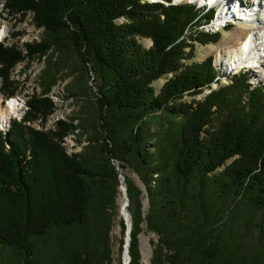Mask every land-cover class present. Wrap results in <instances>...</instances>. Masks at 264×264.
I'll use <instances>...</instances> for the list:
<instances>
[{"label":"trees","instance_id":"16d2710c","mask_svg":"<svg viewBox=\"0 0 264 264\" xmlns=\"http://www.w3.org/2000/svg\"><path fill=\"white\" fill-rule=\"evenodd\" d=\"M3 6L21 18L31 13L45 35L24 43V51L0 43L1 94H16L18 82L9 77L16 64L51 48L64 57L73 52L97 85L78 126L58 121L46 132L13 120L0 131V264H112L111 219L126 167L148 197L144 214L142 191L125 177L128 264H142L144 228L158 236L150 264H264V83L252 85L238 72L223 84L212 57L189 62L197 43L219 40V32L204 29L212 10L170 0ZM63 55L41 71V92L28 96L23 120L53 111L46 94ZM163 76L155 93L152 83ZM161 114L170 125L151 131ZM75 131L86 144L68 154L61 141ZM119 225L124 234L121 219ZM8 249L13 259L6 262Z\"/></svg>","mask_w":264,"mask_h":264},{"label":"rangeland","instance_id":"374dc122","mask_svg":"<svg viewBox=\"0 0 264 264\" xmlns=\"http://www.w3.org/2000/svg\"><path fill=\"white\" fill-rule=\"evenodd\" d=\"M153 1V0H149ZM162 1V0H158ZM249 1V0H248ZM5 0H0V30L6 32L4 40L2 41L4 45H11L16 44L17 47L24 51V43L27 42H38L44 37V29L42 27H37L33 20L32 14L27 13L24 18H21L19 15L9 14V12L4 9ZM186 2V1H183ZM187 3V2H186ZM257 2L253 5H256ZM258 5V4H257ZM254 6V8H258V6ZM215 24L210 23L209 25L205 26V30L208 32L215 31ZM237 25L231 26L228 29L219 32V40L216 42H209L207 44H196V48L194 51L193 57L189 60L190 61H198L201 62L207 57L213 58V64L217 71V75H219V79L221 83H226L229 80V77L234 74V72L229 71V67L231 64L229 63V59L225 58L226 55V48L224 41L228 36L233 34L235 31V27ZM141 43L144 47H149L151 45V40L148 38H140ZM212 45V47H210ZM48 50L45 57L35 58L32 61L28 62L24 60L18 64H16L11 70L9 77L11 80L18 82V87L16 90V94L12 97L19 96L20 105L19 106V113H23L26 109V100L28 96L32 94H39L41 92V87L39 84V76L41 71L45 69L46 65L51 62L57 61L60 58V55H63L60 51L55 50ZM264 55V53H263ZM258 59V58H257ZM256 58L254 62L256 64ZM188 62V60H186ZM63 65L56 75L55 83L51 86L50 90L46 94L54 104L53 111L44 116L40 115L36 118H33L31 122L32 124L37 127H43L48 129L46 132H54V124H57L58 120L72 123L76 126L83 123L84 118L88 116L90 113V109L93 106L86 103L88 98H93V93H96V80L94 81L92 73L88 74V78H85L83 75L82 70L79 67V61L77 56L70 52L67 53L64 57L63 55ZM257 65L256 67H258ZM248 73L249 82L253 85L258 82L264 83V72H262L261 67L255 68L254 66L251 69L246 70ZM82 72V73H81ZM166 77L163 76L162 78L157 79L152 83L155 93H158L160 87L165 82ZM85 85L91 87V91L89 92L85 89ZM0 86H1V78H0ZM71 89L68 91L67 87ZM215 87V84L213 85ZM83 90L86 91V94L83 93ZM88 92V93H87ZM208 90H205L203 93H207ZM202 94H198L195 96L185 95L183 100L189 102L191 99H200ZM11 97V99H12ZM9 97H5L3 94L0 93V107L4 108L6 105V100ZM22 100L24 101L25 106L22 107ZM22 107V108H21ZM17 113L15 115H17ZM52 114V115H51ZM14 115V116H15ZM11 118V117H10ZM9 118V119H10ZM178 119V118H177ZM9 121V120H8ZM26 121V120H25ZM171 117L166 116L165 114H161L159 117H156L150 123L151 131H156L157 129H165L170 125ZM82 129V128H81ZM79 130V129H78ZM83 130V129H82ZM76 132V131H75ZM73 132V133H75ZM84 133V132H83ZM72 135V134H70ZM76 139H78V134L75 133ZM84 135V134H82ZM81 135L82 139H85V136ZM73 136V135H72ZM68 139V138H67ZM74 139V138H72ZM152 140V139H151ZM80 141V142H81ZM67 149H70L71 141H68ZM123 174L124 179L125 177L130 178L137 187L142 191V211L144 214L147 213L148 210V197L147 192L143 183L140 181L139 177L135 172L131 169L126 167L125 169H120V174ZM118 190V189H117ZM119 190L118 195L116 198V208L114 211V215L111 219V229H110V251L112 257V264H121L122 262V243H124L125 239V231L124 234L121 233V227L119 225V220L122 217L119 214ZM123 224L124 221H123ZM126 227V226H125ZM158 236L148 231L144 228V230L139 234V249L141 254V263L142 264H150V257L153 248V243H156ZM5 256L6 262L7 260L13 259V252L11 250H6L3 254ZM8 261V263H9ZM10 264V263H9Z\"/></svg>","mask_w":264,"mask_h":264},{"label":"bare ground","instance_id":"6f19581e","mask_svg":"<svg viewBox=\"0 0 264 264\" xmlns=\"http://www.w3.org/2000/svg\"><path fill=\"white\" fill-rule=\"evenodd\" d=\"M238 1L240 3L241 7L242 6L244 7L245 4H248L249 7H246V6L245 7L250 9V10H253L252 6H253V4H255L257 2V4L259 5V7L263 11V13H255L256 15L252 14L253 21H258V23L255 24L256 26H253V27L251 25H249V26H236L234 33L229 35L228 36L229 38H226V40L224 41L225 48H226L225 58L229 59V63L231 65L238 63L242 60H249V57H251L252 53H253L252 47L255 48V50H258V48L256 46L257 43L253 42V40H251L252 38L250 36H247L249 33L253 34L254 40L257 39L256 38L257 34H261V37H264V31H263V33L259 32V31H262V29L264 28V0H249V1L248 0H241V1L238 0ZM254 1H256V2H254ZM234 3L236 6L238 2L236 1ZM224 7H225V5H223L220 8V13H222V14L225 12ZM239 11L242 14L244 13L241 10H239ZM245 15H246V13H244L243 17H245ZM5 35H6V32H4L3 30H0V40H3ZM210 47H212V45ZM263 53H264V49H263L262 54L256 60V66L259 65L258 67H261L262 72H264V55H263ZM256 66H255V68H258ZM17 97H19V96L12 97V99L7 100L4 108L0 107V121L7 123L9 118L14 116L19 111L18 105H20L21 103H20L19 98H17ZM124 180H125L124 176L121 173L120 185L125 187ZM119 194H120V197H119V214L123 219L124 211L127 210L126 206L124 205L126 193H124L123 190L121 188H119ZM124 222H125V226H126L125 239H124V243H125L126 233H127L128 227H129L128 226L129 219L126 218L124 220ZM124 243H123V245H124ZM122 256L124 257V260H125V257H126L125 252L122 253Z\"/></svg>","mask_w":264,"mask_h":264},{"label":"built area","instance_id":"2783aa9c","mask_svg":"<svg viewBox=\"0 0 264 264\" xmlns=\"http://www.w3.org/2000/svg\"><path fill=\"white\" fill-rule=\"evenodd\" d=\"M123 19H121V20H119V22H121ZM10 100V99H9ZM25 106V104H24V101L22 100V107H24ZM21 107V108H22ZM20 112V111H19ZM18 112V113H19ZM17 113V115H15L13 118H15L17 121H21L22 120V116H23V113H20V114H18ZM52 115V114H51ZM58 121H60V120H58ZM22 123H23V125H25L26 127H30V128H33V129H35V130H39V131H48V129H46V128H43V127H37V126H35L34 127V125L32 124L33 122H31V120H26V121H22ZM55 126L57 127V124H54V128H55ZM9 127H10V124H9V121L7 122V123H5V122H3V121H0V129L2 130V131H4V132H6V131H8L9 130ZM56 129V128H55ZM76 133V132H75ZM75 133H70V134H72V135H70V134H68V135H66V136H64L63 137V139H62V141H61V145L65 148V150H66V152L68 153V154H70V153H73V152H78V151H80L81 150V147L84 145V144H86V142L84 141V140H82L81 142H77V139H76V135H74ZM68 138V139H67ZM72 138H74V139H72ZM68 141H71V146H70V149L68 150L67 149V147H68V145L70 144V142L69 143H67Z\"/></svg>","mask_w":264,"mask_h":264},{"label":"water","instance_id":"95a60500","mask_svg":"<svg viewBox=\"0 0 264 264\" xmlns=\"http://www.w3.org/2000/svg\"><path fill=\"white\" fill-rule=\"evenodd\" d=\"M120 175H118V178H119V186H118V189L121 188L123 190L124 193H126V187L124 186H121L120 185ZM124 205L127 207L128 205V198H127V195H125V203ZM128 218L129 219V224H128V230H127V233H126V241L124 243V245L122 246V253L125 252L126 254V257H125V260H124V257L122 256V262L121 264H128L129 262V255H128V244H129V239H130V236H129V233H130V229H131V222H130V217H129V214H128V211H124V215H123V221ZM125 223V222H124Z\"/></svg>","mask_w":264,"mask_h":264}]
</instances>
